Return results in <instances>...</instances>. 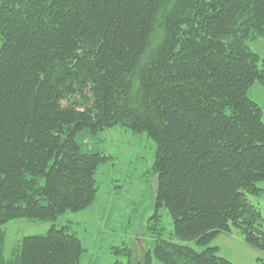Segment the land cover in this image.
<instances>
[{"label":"trees","instance_id":"16d2710c","mask_svg":"<svg viewBox=\"0 0 264 264\" xmlns=\"http://www.w3.org/2000/svg\"><path fill=\"white\" fill-rule=\"evenodd\" d=\"M260 38L264 0H0V264L80 263L69 226L2 260L3 226L88 208L111 157L77 138L117 127L154 142V206L173 229L134 263L131 248L114 251L125 264H234L208 247L234 230L264 252L251 202L264 196V123L247 97L264 88L249 47Z\"/></svg>","mask_w":264,"mask_h":264},{"label":"rangeland","instance_id":"374dc122","mask_svg":"<svg viewBox=\"0 0 264 264\" xmlns=\"http://www.w3.org/2000/svg\"><path fill=\"white\" fill-rule=\"evenodd\" d=\"M1 43V41H0ZM249 47L264 59V39L250 42ZM247 97L255 101L262 110L264 123V88L257 83L251 86ZM77 141L81 152L105 153L111 159L99 165L95 171L98 187L94 202L80 213L66 212L54 221H32L14 219L3 226L4 243L2 260H9L21 240L26 236L45 234L51 226H69L77 233L84 252L79 264H125L128 258L115 254L119 248L132 249V262L139 260L142 253L152 250L157 234L165 240L173 233L171 218L165 208L154 205V174L151 172L155 152L154 142L144 134L133 135L122 128L102 131L97 135L80 133ZM258 186L264 190V182ZM264 196L251 198L264 218ZM159 218L160 232L149 227ZM264 225V222H263ZM137 239L140 240L136 242ZM159 238V237H158ZM175 242L184 243L176 240ZM200 251L193 243H184ZM216 246L218 255L236 264L264 262V252L244 244L242 236L234 230L232 235L215 238L208 247ZM151 254V252H150ZM151 264H160L155 258Z\"/></svg>","mask_w":264,"mask_h":264}]
</instances>
